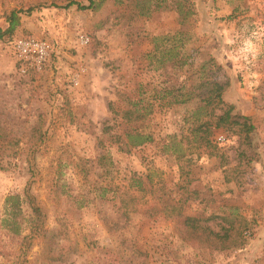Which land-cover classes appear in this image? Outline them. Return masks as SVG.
Segmentation results:
<instances>
[{
  "label": "rangeland",
  "instance_id": "1",
  "mask_svg": "<svg viewBox=\"0 0 264 264\" xmlns=\"http://www.w3.org/2000/svg\"><path fill=\"white\" fill-rule=\"evenodd\" d=\"M69 1L0 0V28L19 11V25L0 38V264H264V0ZM177 1L194 13L182 23ZM177 29L189 37L188 73L154 71L151 37ZM17 36L50 43L40 72H17ZM209 56L220 66L215 79L228 80L222 99L255 125L258 159L247 167H235L230 130L210 137L215 155L188 134L197 97L151 100L157 84H195ZM137 92L152 111L125 121L121 95ZM128 127L151 140L124 149ZM175 152L192 160L182 175ZM26 188L42 210L35 233ZM8 194L21 199L17 234L3 226ZM178 197L179 214L163 207Z\"/></svg>",
  "mask_w": 264,
  "mask_h": 264
},
{
  "label": "trees",
  "instance_id": "2",
  "mask_svg": "<svg viewBox=\"0 0 264 264\" xmlns=\"http://www.w3.org/2000/svg\"><path fill=\"white\" fill-rule=\"evenodd\" d=\"M87 5H80L71 0L68 4L75 3L79 8H89L94 3L93 0H87ZM100 1V0H99ZM175 11L179 22H183L186 18L193 15L191 8L183 7L180 1L176 2ZM19 11L11 10L5 15L6 26L0 28V38L4 35H10L19 25ZM189 37L186 32L177 29L173 33L156 34L151 37L152 49L145 54L147 65L154 71L160 69L164 73L167 67L171 68L179 74H187L189 66V55L184 50V45ZM220 70V66L215 63L214 59L209 56L203 60L198 66L197 82L195 84L186 83L184 81L177 83L168 82L167 84H157L151 94V100L161 101V103L169 106L172 104L183 103L197 97L196 105L190 114L191 121L187 127L188 134L191 135L196 143L206 155H215L214 145L211 143L210 137L218 129H228L235 136V167L243 165L247 167L252 161L258 159L255 144L253 142V134L255 125L250 115L242 114L234 111L232 104L225 102L221 95L228 86V80L224 77L223 81L215 79V71ZM176 74V73H175ZM169 78V77H168ZM164 81V79H163ZM165 81H169L166 79ZM189 82V81H188ZM183 83V84H182ZM188 84V85H187ZM183 85V86H182ZM195 85V87H194ZM184 87V88H183ZM183 89L182 92H180ZM195 91V92H194ZM124 96V104L119 109L121 118L125 121H134L143 118L152 111L153 103L146 100L145 105L142 104L143 97L141 92H137L135 97ZM120 144L124 149L137 147L151 140V136L142 132L136 127H128L121 131ZM172 137H174L172 135ZM181 137V136H180ZM168 145H165L167 147ZM200 150L195 151V155H200ZM177 160V168L180 175L189 170L192 162L189 156L175 152ZM183 157V158H182ZM181 160V162H180ZM134 174V173H133ZM188 181V180H187ZM142 180L131 177V185L138 189L143 188ZM25 199L28 200L33 216V223L30 232L41 228L42 223L39 222L42 215L41 207L36 204L33 196L25 189ZM21 199L18 194H8L4 199V207L8 218H3V226L10 229L13 234H17V222L15 217L20 213ZM182 204V198L178 197L173 203H164L163 207L170 208V211L179 214L178 207ZM23 240L28 236H22Z\"/></svg>",
  "mask_w": 264,
  "mask_h": 264
},
{
  "label": "built area",
  "instance_id": "3",
  "mask_svg": "<svg viewBox=\"0 0 264 264\" xmlns=\"http://www.w3.org/2000/svg\"><path fill=\"white\" fill-rule=\"evenodd\" d=\"M77 42L85 45L88 37L80 33L77 36ZM9 44L15 59L16 70L20 75L40 72L51 50L47 40L34 36H17ZM73 82L75 83L74 79ZM224 140L225 137L221 133L215 136L217 143H222Z\"/></svg>",
  "mask_w": 264,
  "mask_h": 264
}]
</instances>
